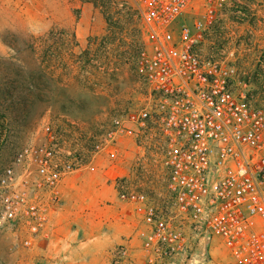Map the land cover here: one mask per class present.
Wrapping results in <instances>:
<instances>
[{
	"label": "built area",
	"instance_id": "obj_1",
	"mask_svg": "<svg viewBox=\"0 0 264 264\" xmlns=\"http://www.w3.org/2000/svg\"><path fill=\"white\" fill-rule=\"evenodd\" d=\"M134 2L143 103L94 134L45 123L41 141L0 168V233L22 236L26 248L48 237L64 181L98 171L106 156L119 200L139 217L110 264H214L215 239L228 264H264V99L251 91L258 72L240 70L254 35L230 25L248 21L244 3ZM196 2L205 12L179 27ZM126 141L136 148L131 177L116 173Z\"/></svg>",
	"mask_w": 264,
	"mask_h": 264
},
{
	"label": "rangeland",
	"instance_id": "obj_2",
	"mask_svg": "<svg viewBox=\"0 0 264 264\" xmlns=\"http://www.w3.org/2000/svg\"><path fill=\"white\" fill-rule=\"evenodd\" d=\"M242 1L247 22L259 15L264 39V0ZM253 2L254 7L250 6ZM134 4V0H0V168L22 147L39 143L47 122L68 127L76 134H94L114 115L143 103L137 60L144 35ZM194 12L203 13L205 9L201 3H194L180 17L178 26L191 22ZM247 55L240 70L248 73L257 59L251 53ZM255 56L263 60L264 49L261 47ZM253 72L264 78L263 66ZM251 91L255 96L262 95L264 83L258 87L252 84ZM135 151L131 141L122 145L117 174L132 176ZM108 165L104 156L98 162V171L73 174L70 186L62 192L57 217H64L68 231L76 232L72 246L61 248L54 240L46 256L37 251L40 239L26 248L22 236L4 231L0 233V264H100L74 251L83 241L80 227L84 218L91 216L95 222L107 219L109 206L113 209L115 205L112 190L101 197L103 188L98 182L94 186L80 182L100 179L105 183ZM95 196L100 206L93 205V213L86 214ZM108 235L104 229L103 236ZM105 254L110 258L107 250ZM212 254L214 264H228L217 239Z\"/></svg>",
	"mask_w": 264,
	"mask_h": 264
},
{
	"label": "crops",
	"instance_id": "obj_3",
	"mask_svg": "<svg viewBox=\"0 0 264 264\" xmlns=\"http://www.w3.org/2000/svg\"><path fill=\"white\" fill-rule=\"evenodd\" d=\"M244 3V2H243ZM245 5V4H244ZM255 2L250 4V6L254 7ZM224 12L229 13L231 10L225 9ZM195 14L197 12H194ZM257 15V14H255ZM251 21V22H250ZM249 22H244L241 24H231L233 27H235V31L237 34L242 35V36H247L248 33H252L254 35V48L256 49L255 52L251 53L252 57H256L255 54L259 52V49L262 47L264 49V39H262V34L260 31V20H259V15L253 18V20H250ZM243 57H248L247 54H244ZM252 68V69H251ZM255 68L250 67L248 68V71L253 72ZM256 71V70H255ZM264 83V78L260 77L258 81L254 83V87H258ZM262 99H264V93H262ZM121 166L117 164V169L120 168ZM111 170L110 168H108ZM68 177L62 186V190L66 192V188L70 186L72 182V177ZM80 181V180H79ZM81 185H85L86 183H90L91 186H94L95 182H98L100 185H102V192H101V197L102 195H107L110 190H112V193L114 194V207L112 209L111 206H109V210L107 212L108 217L107 219H102L99 222H95V220H92L91 216H88L87 218H84V220L81 222V227L80 229L83 232V241H81V245H77V247L74 250H70V253L74 252H79L81 251L84 257H88L91 259L99 260L100 264H110V258H107V255L105 254L107 250V254H110V251L112 248L115 246L116 243H118L121 239L122 236L130 235L132 234L136 228L139 226V217L133 212L132 207H126L124 203L119 201L117 199V196H115L117 193L115 189L113 188L112 183L109 180V177L106 179L105 183H102L100 179H81ZM109 183V184H108ZM108 184V185H107ZM100 195V194H99ZM98 198L95 196L94 200L87 206L88 211L86 214L93 213V207L94 206H100L97 205ZM96 203V204H95ZM94 205V206H93ZM105 209L103 207L100 209L102 211ZM86 210V209H85ZM84 210V211H85ZM99 211V210H98ZM100 211L99 214H97V217L100 216ZM95 213V212H94ZM94 214V215H96ZM64 217H55L54 222H53V228L48 233V237L46 238V234L42 235L40 238V243L38 244L37 251H42L43 255H48V250H51V244L52 241H56V243L61 244L60 247H67V246H72V243L75 242L77 239V234L76 232H69L68 228L66 227L65 224V219ZM107 229L108 230V237L105 238L103 236V230ZM56 231V234H55ZM56 238H52V237ZM46 238V239H44ZM52 238V239H51ZM110 249V251H108ZM74 251V252H73ZM53 257V256H52ZM71 256L67 257L70 258ZM98 264V263H97Z\"/></svg>",
	"mask_w": 264,
	"mask_h": 264
}]
</instances>
